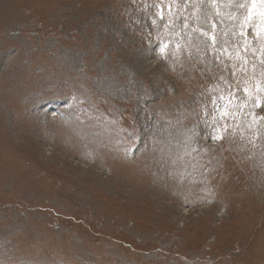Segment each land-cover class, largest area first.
Wrapping results in <instances>:
<instances>
[{
  "label": "rangeland",
  "instance_id": "374dc122",
  "mask_svg": "<svg viewBox=\"0 0 264 264\" xmlns=\"http://www.w3.org/2000/svg\"><path fill=\"white\" fill-rule=\"evenodd\" d=\"M0 264H264V0H0Z\"/></svg>",
  "mask_w": 264,
  "mask_h": 264
},
{
  "label": "snow or ice",
  "instance_id": "6c2138e0",
  "mask_svg": "<svg viewBox=\"0 0 264 264\" xmlns=\"http://www.w3.org/2000/svg\"><path fill=\"white\" fill-rule=\"evenodd\" d=\"M259 106V105H258ZM217 138H219V137H213V139H217Z\"/></svg>",
  "mask_w": 264,
  "mask_h": 264
}]
</instances>
